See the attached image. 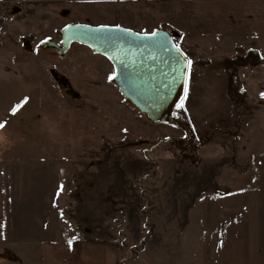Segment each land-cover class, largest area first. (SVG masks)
<instances>
[{
	"label": "rangeland",
	"instance_id": "1",
	"mask_svg": "<svg viewBox=\"0 0 264 264\" xmlns=\"http://www.w3.org/2000/svg\"><path fill=\"white\" fill-rule=\"evenodd\" d=\"M70 22L177 29L192 61L187 99L175 111L181 123L150 121L109 80L115 67L106 55L76 41L63 55L41 45L60 41ZM252 48L263 59L240 66L229 87L205 65ZM261 69L264 0H0V133L9 135L14 155H60L70 164L61 226L79 239H110L124 264H210L214 251L216 264H243L229 252L263 247L264 236H248L254 213L240 202L247 191L259 204L251 209L263 201L264 108L255 106L264 101ZM247 122L251 137L240 139ZM38 131L39 146L24 152L13 144L35 141ZM187 136L195 161L180 148ZM53 221H27L23 231L32 239L21 247L42 253ZM251 221L264 230V219ZM30 264L54 261L44 253Z\"/></svg>",
	"mask_w": 264,
	"mask_h": 264
},
{
	"label": "crops",
	"instance_id": "2",
	"mask_svg": "<svg viewBox=\"0 0 264 264\" xmlns=\"http://www.w3.org/2000/svg\"><path fill=\"white\" fill-rule=\"evenodd\" d=\"M261 59H263V57L259 60ZM251 65H257V62ZM259 71L262 80H264V70L261 69ZM244 93H246V96H244V100H246L248 94L247 90ZM255 106L258 109H261L262 106L263 109V98L260 105ZM33 107L34 106L31 108ZM31 108L29 107L28 110ZM257 115L258 114L254 116V121L257 119ZM251 119H253V116ZM250 125V122L246 123L244 134L240 139H248L251 137L250 135L252 132ZM254 131L256 130L254 129ZM38 134L40 135V131H38ZM9 139V135L0 133V264H7L8 262H28L30 264V261L38 260L41 256H44V253L50 256L54 264H124L125 257L123 256L124 254L121 247L110 241V239L93 237H81L79 239L77 234L67 233L65 228L61 226L60 220L63 218L62 207L66 206L70 199L72 176L70 173V164L59 161L60 155L58 158L53 156L47 158L45 155H37L34 157L27 155L24 157V153L14 155L11 151ZM40 139H43L41 135L40 138L37 137L35 141L17 140L13 144L26 146L24 151L26 152V150H30L32 147L39 146L41 144ZM61 158H63V156ZM255 158L257 159V157ZM71 160H69V162ZM55 161H58L57 165H55ZM74 174L76 177L75 172ZM263 188L264 186L261 188V191H264ZM247 193L245 201L242 200L240 202L242 204L241 208H250L254 213V216L250 215V219L246 220L247 225L250 226L248 236L253 238L261 236L263 239V227L258 229V227L261 226L252 224L253 222L251 220L264 219V192H262L261 196L263 201L260 203V206H256L257 208L255 209L251 208L259 204H256L253 199L250 200ZM220 195L225 196V193L221 192ZM66 199H68V201L63 205ZM233 202L232 209H237V203L239 202H236V200ZM244 203H246V207H243ZM29 220H37L38 226L42 224L45 226L48 220H55L53 221L54 230L50 229L51 233L50 230H48V233L45 231L47 235L49 233L50 235L48 236L49 241L46 243L45 250H43L42 253L38 248H32V252V250L26 247H21L20 242H29V239H32L31 234L27 233L26 236L22 227L26 225ZM236 222L244 226L245 220ZM233 230V228L229 227L231 233ZM69 240L73 241L71 247L68 243ZM258 244L260 243H254L256 248L261 246ZM250 249L238 250L236 248L229 252V256L243 259V264H247L250 258L256 257L257 264H264V242L263 247ZM259 250H262L261 253L258 252ZM217 253H219V251H214L212 253L209 261L210 264L218 263ZM73 255L74 257H72ZM70 257L72 258L69 260ZM16 258H23L24 261L16 260Z\"/></svg>",
	"mask_w": 264,
	"mask_h": 264
},
{
	"label": "water",
	"instance_id": "3",
	"mask_svg": "<svg viewBox=\"0 0 264 264\" xmlns=\"http://www.w3.org/2000/svg\"><path fill=\"white\" fill-rule=\"evenodd\" d=\"M152 32H157V36L145 35ZM179 36L177 29L165 26L152 31H140L119 24L70 22L62 27L60 41L47 39L41 45L52 46L63 55L76 41L106 55L113 62L117 73L114 82L126 99L152 122L180 124L175 111L184 97V85L185 81L188 83L189 74L186 62L190 59L180 46L179 52L173 47L178 44ZM260 58V52L252 48L233 60L238 65L246 66L256 63ZM216 65L219 67V64ZM199 145L201 143H196V146Z\"/></svg>",
	"mask_w": 264,
	"mask_h": 264
},
{
	"label": "flooded vegetation",
	"instance_id": "4",
	"mask_svg": "<svg viewBox=\"0 0 264 264\" xmlns=\"http://www.w3.org/2000/svg\"><path fill=\"white\" fill-rule=\"evenodd\" d=\"M177 42H178V39H177ZM244 53L241 54L240 56H243ZM240 56H238V57H240ZM238 57L226 55L225 57H223L220 60H214V61L212 60V62H207L205 65L208 67V70H211L218 75H224V77L226 78L225 79V85H227L229 87L233 84V80L237 79V77H238V69L241 65H238V63L235 60H233L234 58H238ZM249 61L251 62L252 59H249ZM216 64H219V67ZM234 93H235V91H234ZM241 94H243V95L245 94L244 90H242ZM192 139H193V137L187 136L185 138V140L180 142V148L185 152L186 157H191L192 160L195 161V160H197V154L195 152V148H196L195 142Z\"/></svg>",
	"mask_w": 264,
	"mask_h": 264
},
{
	"label": "snow or ice",
	"instance_id": "5",
	"mask_svg": "<svg viewBox=\"0 0 264 264\" xmlns=\"http://www.w3.org/2000/svg\"><path fill=\"white\" fill-rule=\"evenodd\" d=\"M69 27H71V26H69ZM102 28H106L107 26H101ZM117 27H119V26H117ZM124 31H130V30H124ZM145 35L146 36H152V37H155V36H157V32H152V33H145ZM173 47L177 50V52H179L180 51V48H179V45L178 44H176V45H173ZM187 66L190 68V66H191V64H192V61L191 60H188L187 62ZM182 71V74H183V69L181 70ZM117 78V73H113L112 75H110V77H109V80L111 81V80H113V79H116ZM188 83H187V81H185V85H184V97L182 98V100H181V102L177 105V107H179V108H183L184 107V100H186L187 99V96H188ZM262 95H264V94H262ZM22 105H17L15 108H13V114H15L16 113V111L21 107ZM5 126V123H0V128H3ZM68 243H69V246L71 247L72 246V243H73V241L72 240H69L68 241Z\"/></svg>",
	"mask_w": 264,
	"mask_h": 264
},
{
	"label": "built area",
	"instance_id": "6",
	"mask_svg": "<svg viewBox=\"0 0 264 264\" xmlns=\"http://www.w3.org/2000/svg\"><path fill=\"white\" fill-rule=\"evenodd\" d=\"M242 92V91H241ZM242 95V94H241ZM243 105H245L246 107L248 106V104L244 103Z\"/></svg>",
	"mask_w": 264,
	"mask_h": 264
}]
</instances>
